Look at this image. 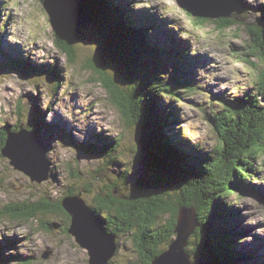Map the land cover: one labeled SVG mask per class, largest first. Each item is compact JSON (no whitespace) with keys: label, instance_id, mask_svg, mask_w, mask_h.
Here are the masks:
<instances>
[{"label":"rangeland","instance_id":"374dc122","mask_svg":"<svg viewBox=\"0 0 264 264\" xmlns=\"http://www.w3.org/2000/svg\"><path fill=\"white\" fill-rule=\"evenodd\" d=\"M234 1L240 8L234 9L230 19L251 24L264 17V0ZM115 2L122 9L126 3L130 4L129 20L150 33L158 48L174 50L175 55L171 52L163 59L157 71L143 63L137 69V76L129 77L125 69L114 67L103 58L91 24L80 28L74 42V62L68 60L54 46L53 28L49 23L52 19L39 1L0 0V60L3 61L0 131L16 124L21 128L42 126L38 137L48 147L49 165L41 182L33 175L14 170L9 160L1 155L6 136L8 139L11 133L6 132L0 147V255L7 262L8 258L14 260L9 264H88L87 252L77 245L68 231L65 232L66 225L71 224L70 214L49 212L27 220L16 218L11 212L12 205L36 204L38 208L57 201L62 203L73 190L80 193L75 197H82L92 211L97 206L96 200L108 194L116 199L139 200L140 187L135 185L138 178L154 191L147 182H153L156 171L149 166L145 169L147 162L142 159L140 147L136 146L143 143L141 133L136 127L124 124L120 112L97 79V73L87 65H100L121 90L139 85L145 76H152L153 82L163 85L180 83L176 90L178 97L156 98L162 100L163 108L169 102L177 108L174 107L167 122L170 125L168 135L177 136L188 150L196 151L200 147V154H207L221 145L220 136L208 118H216L230 105L250 100L255 95L258 75L264 73L259 51L254 49L256 42L244 31V25L219 30V24L213 20L204 21L203 17L186 13V7L179 0ZM176 49L182 55L176 56ZM17 54L33 61V65L42 63L45 70L36 66L35 70L29 67L27 74L15 70L12 67L17 66V62L10 67L6 57H19ZM173 57L176 60L171 62ZM188 62L194 71L188 67ZM44 63L51 70L45 68ZM18 65L22 67V62ZM186 72L188 76L183 78ZM186 84L190 90L185 89ZM153 85H148L146 91L153 92L158 84ZM134 146L135 154L132 152ZM84 147H88V151L92 147L93 151H100L85 152ZM103 149L109 154L106 157L100 155ZM249 162L259 178L245 182L247 188L240 190L242 197L236 192L226 196L230 217L227 221L236 229L234 249L246 250L248 256L251 255L245 256L249 261L240 264H264V153ZM104 213L101 219L106 218ZM244 233L246 237L237 239ZM218 239H213L215 248H219ZM115 242L117 253L110 264H139L131 234L120 233ZM48 251L50 256L44 259Z\"/></svg>","mask_w":264,"mask_h":264},{"label":"trees","instance_id":"16d2710c","mask_svg":"<svg viewBox=\"0 0 264 264\" xmlns=\"http://www.w3.org/2000/svg\"><path fill=\"white\" fill-rule=\"evenodd\" d=\"M37 1L52 19L49 23L53 26L55 48L68 57V60L74 62V42L78 30L76 27L63 24L56 17L53 0ZM80 1L90 13L91 26L102 48L103 58L117 69H125L129 77L137 76V69L143 63L149 69L154 67L157 71L163 59L169 57L171 52L175 55L172 49L158 48L150 33L142 31V26L137 28V23H131L129 18L132 9L129 3H126L122 9L115 0ZM231 1L234 9L240 8L239 3ZM263 20L262 16L259 22L251 24H242L232 19L213 21L219 24L217 27L219 30L244 25L246 27L244 31L254 43L256 42L254 49L257 48L264 63L261 35ZM177 54L182 55L179 49H176V56ZM12 57L14 56H7L6 61L10 67L16 61L17 66L14 65L12 68L17 71L26 73L29 67L42 68V63L33 65V61L24 60L22 56ZM174 60L176 57H173L171 62ZM180 60L182 62L183 58ZM19 62H22V67H19ZM0 63H2L1 68L3 61L0 60ZM87 67L97 73V79L105 88L112 105L120 112L124 124L128 127H136L144 137L146 132L147 137L144 138L143 143L136 146L140 147L142 159L147 162L145 169L149 166L156 171L153 182L151 180L147 182L154 191H150L141 178L136 179L135 185L141 189L138 190L139 200L116 199L112 194L96 200L97 206L94 207L95 210L93 209L95 213L100 215L99 217L102 212L106 214V218L101 219L105 231L114 234L116 238L120 233L131 234L139 256V264H152L153 259L166 250L175 239L174 230L180 209L187 208L194 211L198 223L186 247V252L191 258L199 257L208 264H240L241 261H249L250 258H245L249 254L246 250L238 252L232 245L236 240L233 236L236 229L227 221L230 217L225 198L234 192L242 197L243 193L240 190L247 188L245 182L259 178L249 161L264 153V73L258 75L255 95L251 96L250 100H244L235 106L230 105L227 107L229 110L226 109L229 112L222 111L215 116L216 118L211 116L208 118L220 136L221 145L211 149L207 154H200V147L196 148V151L188 150L179 142L177 136L168 135L170 125H167V122L175 106L169 102L168 106L163 108L162 100L156 98L166 95L178 97L176 94L181 86L180 83L177 82V86L163 85L160 82H153L152 76H145L139 85L121 90L111 82L100 65L90 64ZM45 68L51 70L46 64ZM186 76L188 72L183 78ZM174 79L175 77L171 81L174 82ZM151 84H158L153 90L156 93L146 91ZM185 89H191L189 84L185 85ZM212 101L210 99V102ZM41 127L25 126L36 130L37 133L41 131ZM20 128L17 124L12 128H3L0 131V147L4 143L6 132L18 131ZM228 139L230 142H226ZM84 144L88 145V143ZM136 146L132 151L133 154L136 152ZM151 148L156 152L154 157L149 154ZM84 149L85 152L100 151V149L93 151V147L91 151H88V147ZM100 155L106 157L109 154L103 149ZM78 195L80 193L72 190L68 197ZM11 212L16 218L23 217L29 220L36 214L49 212L62 214L64 209L60 201H57L38 208L36 204H14L11 206ZM68 228L69 225H66L65 232ZM242 237H246V233L237 239ZM215 238H219L217 244L219 248H215L213 242ZM8 260L9 262L0 255V264L14 262L9 258ZM111 262L112 260L109 264Z\"/></svg>","mask_w":264,"mask_h":264},{"label":"water","instance_id":"95a60500","mask_svg":"<svg viewBox=\"0 0 264 264\" xmlns=\"http://www.w3.org/2000/svg\"><path fill=\"white\" fill-rule=\"evenodd\" d=\"M179 1L186 7V13L191 12L208 20H228L234 11L230 0ZM54 8L57 18L65 25L76 27L77 33L80 32V28L91 24L90 13L80 0H54ZM261 35L264 46V22L261 24ZM8 132L11 133L8 139L6 136L5 146L1 150L2 157L9 160L14 170L25 175H33L35 180L41 182L49 169L46 159L48 147L39 139L34 129L23 127L18 131ZM144 134L147 137L146 132ZM141 135L144 140L143 133ZM149 154L154 157L156 152L151 148ZM61 206L71 215L68 234L87 252L88 264H109L115 255L117 244L115 235L105 231L100 215L88 209L89 206H86L81 197H68L63 200ZM197 226L194 211L187 208L180 209L174 230L175 239L166 250L153 259L152 264H208L199 257L191 258L186 252L189 238ZM50 253L46 252L43 258L47 259Z\"/></svg>","mask_w":264,"mask_h":264},{"label":"bare ground","instance_id":"6f19581e","mask_svg":"<svg viewBox=\"0 0 264 264\" xmlns=\"http://www.w3.org/2000/svg\"><path fill=\"white\" fill-rule=\"evenodd\" d=\"M259 5V4H258ZM261 19V18H260ZM259 20V19H258ZM154 21V20H153ZM255 22H257V21H255ZM252 23V22H251ZM58 38V37H57ZM14 52V51H13ZM193 54V53H192ZM32 56L34 57V54H32ZM204 57V56H203ZM192 64H190L189 62H188V67L192 70V71H194V69L192 68ZM37 106V105H36ZM133 142V141H132ZM132 144V143H131ZM133 145V144H132ZM139 175V174H138ZM115 194V193H114ZM103 225V224H102ZM16 239V238H15ZM13 240V239H12Z\"/></svg>","mask_w":264,"mask_h":264},{"label":"flooded vegetation","instance_id":"af4514ba","mask_svg":"<svg viewBox=\"0 0 264 264\" xmlns=\"http://www.w3.org/2000/svg\"><path fill=\"white\" fill-rule=\"evenodd\" d=\"M229 139H230V138H229ZM229 139H228L226 142H230V140H229Z\"/></svg>","mask_w":264,"mask_h":264}]
</instances>
